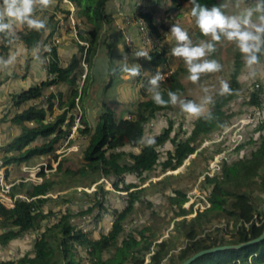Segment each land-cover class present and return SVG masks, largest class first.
Masks as SVG:
<instances>
[{
  "label": "trees",
  "instance_id": "obj_1",
  "mask_svg": "<svg viewBox=\"0 0 264 264\" xmlns=\"http://www.w3.org/2000/svg\"><path fill=\"white\" fill-rule=\"evenodd\" d=\"M72 1L78 7L77 16L85 33L80 36L89 43L85 51V61L88 65L96 56L97 24L104 21L110 0ZM172 1L177 7L189 3V0ZM198 2L210 8L213 5H220L222 1L198 0ZM138 14L147 19L159 36L160 33L157 31L159 24L153 21L152 14L142 10L136 13ZM160 24L163 25V22ZM45 31L29 29L23 24L20 30L14 32L13 37L1 34V52L7 53L13 41L23 42L29 48H33L40 44ZM160 36L162 38V35ZM77 47L80 53L75 54L65 67L59 64L57 46L48 48L46 50L50 55L48 72L54 77L46 78L34 87L12 94V100L18 106L32 100H38L39 103L26 107L14 116L13 120L22 124V132L12 144L17 153H7L3 158L5 163L10 164L53 152L71 132L76 98L79 97L83 127L78 130L81 135L87 136L84 139L86 146L79 151V160L61 158L56 173L68 179L79 174L86 176L99 173L108 176L117 190L127 192L126 203L124 202L122 209L113 211V215L116 216L108 232L93 238L78 226L74 218L93 214L97 209L104 208L108 192L104 187L99 186L89 202L80 203L76 207L68 204L64 209L58 206V210H54L47 204L54 201L49 194L54 192L60 180L49 176L38 184L25 182L16 184L14 190L23 191L31 200H18L15 207L10 209L0 204V245L7 246L12 240L27 233L36 235L30 251L14 259H1L0 264H181L201 250L236 245L261 236L264 232V121L254 125L256 127L253 131L258 133L257 137L247 136L248 130L245 129L246 139L235 148L236 152L242 151V155L230 154L222 161L218 172L211 176L205 175L208 206L196 211L192 219L189 221L185 219L186 215L193 212L194 205L184 207L188 200L184 190L176 188L167 195L170 206L174 208L175 217H184L176 229L184 234L185 243L175 247L171 237L158 241L155 230L150 226L141 228L138 224L128 228L124 226V221L134 204L141 199L144 189L138 188L133 182L120 187L119 183L123 176L136 174L143 180L146 174L154 171L157 166H160L163 172L176 170L192 154H198L197 150L205 136L220 133L227 123L234 121L233 117L237 112L232 111L229 105L241 88L238 76L242 64L239 56L231 72L230 87L233 94L224 96L218 94L213 99L214 103L210 104L208 109L213 115L211 120L195 117L190 134L182 138L179 131L175 132L173 119H169L163 131L152 137L156 141L155 145L146 147L140 143L141 138L144 139L147 133L146 125L152 121L154 123L156 121L157 126L161 125L159 114L172 110L173 105H156L146 91L149 80L144 81L139 75L137 77L140 80L141 99L136 103L135 109L129 111V115L117 116L111 106L103 103L95 125L90 126L85 115V103L89 96L86 89V82L90 80L89 65L86 78L79 87L78 80L83 72L80 56L85 49L79 42ZM148 53L151 57L148 61L152 70L149 75L152 76L167 63L168 57L164 48H154ZM180 62L183 63L184 60ZM116 69L115 74H120L119 67ZM184 70L183 67L174 69L161 82V91L166 100L168 90L178 92L179 95L184 90L180 78V73ZM60 82L71 85L69 95L65 97L62 92L51 93L47 96L45 105L43 97L46 89ZM111 83L112 81L109 86ZM56 101L63 111L49 119ZM246 104L249 107L260 104L256 91L250 92ZM27 122L34 124L29 125ZM40 138L44 140L39 143L37 141ZM167 144L172 145L173 149L166 148ZM126 146H139L140 149L137 152H126ZM163 150L166 157L161 159ZM222 150L220 147L215 151L219 153ZM112 177H116L117 181ZM97 181L94 180L92 184ZM96 216L98 219L99 215ZM52 217L54 221L50 224ZM216 219L225 227L218 225L209 230L207 226ZM191 264H264V239L241 248L204 254Z\"/></svg>",
  "mask_w": 264,
  "mask_h": 264
},
{
  "label": "rangeland",
  "instance_id": "obj_2",
  "mask_svg": "<svg viewBox=\"0 0 264 264\" xmlns=\"http://www.w3.org/2000/svg\"><path fill=\"white\" fill-rule=\"evenodd\" d=\"M221 1V4L224 5L223 10L227 14H238L245 8L252 6V0H239V7H237V0ZM135 2H138V11L143 10L151 13L153 21L159 24L157 31L160 33L159 36L162 35V38L155 33L153 28L151 29L154 39L159 40V48L165 49L168 60L165 65L158 69V71L163 73L165 76L168 73L170 75L171 71L179 67H183V69H185L180 73V78L184 85V90L180 93L181 99L199 103L205 96H211L212 99L216 98L220 91V81L224 80L230 84L231 72L235 68L236 58L239 56L238 59L242 64L239 68L238 76V79L241 82V88L238 91V95L230 103L229 108L232 111L237 112V114L233 117V120L243 118L250 113L249 105L246 104V101L252 91V82L258 80L263 72L264 55L262 56L259 64L249 68L246 66L244 58L235 43L222 39L220 43L216 44V51L213 56L206 57L208 59H215L219 61L222 65V70L215 73L203 74L198 82L193 83L188 79L189 73L185 62L181 63L180 61L182 58L172 55L171 49L176 46V42L174 38L168 34L173 23H179L182 28L189 32L190 38L194 43H199L201 40H210V37L203 36L195 24V18L189 15L191 4L183 3L180 7H177L172 0H136ZM161 22H163V25L160 24ZM124 23L125 18L123 23L120 25ZM131 25L137 26L136 23H131L126 25V27ZM97 28L98 30H102V21L98 22ZM99 40H102V38L99 34H97V43L95 46L96 55L100 51V47L101 49L106 47L105 43L103 42L102 44ZM74 41L77 45V40ZM138 42L143 50H152L148 45L141 43V40L139 41L138 39ZM135 48L134 43L133 49ZM114 52L115 53L113 55H108V58L100 55L95 60V56V61L93 60L92 63L88 64L90 80L86 82V89L89 92L90 89L95 91L97 90L100 97L105 95L109 96L110 102L113 103L110 104L111 107L114 109L116 115L120 116L121 111L119 109L121 108V102L118 101L120 97L123 96L127 99V103L124 106H126L127 110H132L135 108L133 90H135L134 93H136L137 90V96H139L138 91L140 90L139 86L135 85L134 82L133 85L130 83L134 88L133 90L125 87L123 85L124 81L122 80L123 73L117 75L113 74L112 69L119 67L120 61L122 60L119 57V52L117 53L115 50ZM80 58L82 62V54ZM128 63L130 65L133 64V59H130ZM144 66V70L149 69L150 63L146 58L144 60ZM108 68L110 69L109 72L107 70ZM82 69L84 72L85 67L83 65ZM151 71L152 70L143 74L148 75ZM106 76H108V78H106ZM136 78L137 77L134 78V81H136ZM110 79H113V81L109 86ZM80 85L81 82L79 87ZM205 89H207V91H205ZM136 100H138V97ZM209 107L210 105L206 106L207 110ZM262 117L264 118V113L262 114ZM194 118V116L184 113L179 104H177L173 106L172 110L162 112V117L159 118V120L162 121L161 125L157 126L156 121L154 126L146 125V127L148 126L149 128L147 127V133L144 140L152 138L158 132L163 131V129L168 125L169 119H173L174 121L175 132L179 131L180 137L185 138L191 132ZM255 127L256 126L254 125H248L245 128L248 130L247 136L253 135L257 137L258 133L253 131ZM215 136V133L205 136L201 140L200 146L197 150L198 154H192L185 160L184 164L176 170H167L166 172H163L161 167L157 166L154 171L146 174V178L144 177L145 179L143 180L136 174H126L123 176L119 183L120 187L133 182L138 185V188L144 189L141 199L134 204L133 209L124 221L125 228L131 227L134 224H138L140 228L150 226L155 230V237L158 238V241L171 237L175 243V247L186 242L184 234L180 233L176 229L179 221L184 219V217H175L174 208L170 206L167 195L172 193V191L176 188L182 189L187 193L188 200L184 203V207L189 208L191 204L194 205L193 212L185 216V219L189 221L196 214V211L203 210L208 206V191L206 190L205 174L206 171H210V163L217 154L215 150L221 147L227 157L230 154L233 156H240L243 154L242 151L236 152L235 149L229 150L231 148L229 135L221 141H214V139H216ZM84 145L86 146V144ZM166 148L173 149V146L167 144ZM126 152L128 151L126 150ZM165 157L166 153L165 150H163L161 159H164ZM18 163L19 162H13L11 165H16ZM61 175L62 174H57L55 171L52 176H50L55 180H60L61 182L58 186H55V190L51 194L54 201H50L47 206L52 207L54 210H58V206H62L64 209L68 204L76 207L80 203L89 202L94 197V193L99 186H102L108 191L105 196L106 202L104 208L97 209L93 214L86 215V217H76L74 220L79 227L83 228L85 232H88L90 237L97 238L102 234L107 233L116 216L113 215V211L124 207V202L126 203V199L128 197L127 192L117 190L110 177L100 175L99 173L89 174L86 176L79 174L78 176L69 179L63 178ZM112 178L117 181L116 177ZM94 180L98 181L96 184L93 183V185L92 182ZM99 196L101 197V192ZM68 201L70 202L68 203ZM96 213L99 215L98 219H96ZM53 221L54 218L52 217L49 223L52 224ZM221 223L222 222L216 219L210 223L207 228L210 230L215 226L222 225ZM222 226L225 227V225ZM35 235V233H27L25 236L12 240V242L7 246L0 245V260L14 259L30 251Z\"/></svg>",
  "mask_w": 264,
  "mask_h": 264
},
{
  "label": "crops",
  "instance_id": "obj_3",
  "mask_svg": "<svg viewBox=\"0 0 264 264\" xmlns=\"http://www.w3.org/2000/svg\"><path fill=\"white\" fill-rule=\"evenodd\" d=\"M135 1L136 0H110L108 2L107 11L103 21V28L102 30H98L97 33L102 38V40L99 41L102 44L104 42L106 47L104 49H101L100 47V51L97 53L95 60L100 55L103 57L106 56V58H108V55H113L115 53V50L117 53L119 52V57L122 60L124 56H127L128 61L130 59H133L134 63L140 64L142 67L141 74H143L149 72L151 70V67L149 66V69L144 70L143 67H145V58H135L132 55L133 52L143 49L138 42V39L140 41V36L137 31L136 25L127 26L128 33L133 39L136 47L135 49H133V52L127 47L125 36H123L122 32H120L118 28V25L123 23L124 17L126 15H136V13H138V2ZM64 14V9H62L58 1L54 0V4L52 6L48 7L42 12H37V15L41 16L42 18H46L47 22L50 21V24L47 25L45 34L42 37L39 45L33 48H29L23 42L13 41L11 42L7 53L1 52L0 49V57L7 59L9 55L16 56V60L11 66H9L7 69H0V151L2 155H6L7 153H17L16 148L12 144L14 143L15 139L21 134L22 124H19L13 120L16 113L22 111L28 106L39 103L38 100H32L22 104L21 106H18L13 102L12 94L21 92L30 87H34L47 78V71L45 70V57L47 54L46 50L48 49L46 48L48 40L54 35V33H60L61 43L57 45V54L59 64L63 67L68 65L75 54L80 53L78 52V47L74 41V38L70 35L68 28L65 26L60 28V23L65 19ZM22 27L23 24H15L14 32L20 30ZM83 34L85 33L83 32ZM1 41L2 37L0 34V44ZM147 52L149 51L147 50ZM107 70L108 72L110 71L109 68ZM106 78H108V76H106ZM134 78L135 77L123 74V85L133 90L134 88L132 87V85L134 82L135 85L139 86L140 90V80L138 79L139 77L136 78V81H134ZM111 81L113 80L110 79V82ZM70 89L71 85L66 82H60L55 86L50 85L46 89L45 95L49 96L51 93L62 92L64 96L67 97L70 93ZM134 91L135 90H133V99L136 105V103L141 99V94L140 91H138L139 96H137V90L136 93H134ZM137 97L138 100H136ZM118 101L121 102V108L119 109L121 111L120 116L129 115V111L135 109L134 108L132 110H127L126 106H124L127 103V99L123 96L120 97ZM103 103H107L109 106H111L110 104H113L112 102H110L109 96L105 95L100 97L97 90L95 91L90 89L89 96L85 103V115L90 126L95 125L97 115L100 113ZM62 111L63 108H61L56 101L53 112L49 116V119H51L58 113H61ZM27 124L33 125L34 123L27 122ZM85 138V135L83 137V135H81L79 132H75L71 141L72 143L81 142L84 145ZM43 140V138H40L37 142L40 143ZM139 149V146H126L125 148V150L133 152H137L139 151ZM47 154L35 155L29 159L19 162L16 165H11L10 163L9 172L12 174L13 178L19 180L26 176V174H28L27 169L32 168L40 162H50L49 154ZM63 157H70L79 160L80 153L79 151H71L65 154ZM50 176H52V174ZM51 194L52 193H50L49 195Z\"/></svg>",
  "mask_w": 264,
  "mask_h": 264
},
{
  "label": "clouds",
  "instance_id": "obj_4",
  "mask_svg": "<svg viewBox=\"0 0 264 264\" xmlns=\"http://www.w3.org/2000/svg\"><path fill=\"white\" fill-rule=\"evenodd\" d=\"M191 9L189 15L195 18V24L205 37L210 40H201L194 43L189 32L179 23H173L170 36L174 38L176 46L171 49L172 55L182 58L189 73L188 79L196 83L203 74L215 73L222 70V65L215 59H208L216 51V44L222 39L234 42L242 54L245 64L251 68L260 63V57L264 55V0H252V6L245 8L238 14H227L224 5H213L210 8L202 5L198 0H189ZM54 4V0H0V34L5 37L14 36V25L24 24L29 29L36 31L46 30L47 19L37 15ZM239 7V0H237ZM119 47V45H118ZM135 58L151 60L149 53L143 49L132 53ZM16 60L15 55H9L7 59L0 57V69H7ZM140 64H129L127 56L120 61L119 71L132 77L141 74ZM117 71L112 69L113 74ZM165 76L159 71L148 81L146 91L158 106H175L179 104L181 110L194 117H203L211 120L213 115L206 106L213 104L211 96H205L199 103L181 99L178 92L167 91L166 100L161 91V82ZM207 91V89H205ZM233 89L227 81H220L219 95H231ZM140 143L146 147H152L156 141L149 138L146 141L141 138Z\"/></svg>",
  "mask_w": 264,
  "mask_h": 264
},
{
  "label": "built area",
  "instance_id": "obj_5",
  "mask_svg": "<svg viewBox=\"0 0 264 264\" xmlns=\"http://www.w3.org/2000/svg\"><path fill=\"white\" fill-rule=\"evenodd\" d=\"M61 5L62 9L65 11V19L63 22L60 23V28L67 27L70 35L77 40L80 44L84 45V52L82 53V62L81 65L85 67V71L80 75L81 79L79 78L78 82L81 85L83 84V80L86 78V72L88 69L87 62L85 61V51L89 46L87 40L81 38V34L83 33L82 22L77 16L78 7L76 3L72 0H55ZM141 11V10H140ZM143 11V10H142ZM139 12V11H138ZM145 12V11H144ZM125 23L119 25V29L122 34L125 36V40L129 50H133L134 42L131 36L128 33L126 25L131 23L137 24V31L140 36L141 43L144 45H148L150 49L159 48L160 43L159 40H155L152 29L149 25L147 19L142 15H127L124 17ZM61 43V35L59 32L54 33V35L48 40L46 48H50L51 46H57ZM50 63V55L46 54L45 57V70L47 71V78H53L54 75L48 72V66ZM172 72V71H171ZM170 72V73H171ZM163 74V73H161ZM144 81L149 80L152 76L140 74ZM164 75V74H163ZM169 75L166 74L165 77ZM80 85V87H81ZM55 86V85H51ZM252 91H256L258 95V99L260 101L259 105H253L249 107L250 113L244 116L243 118L234 120L233 122L227 123L226 127L218 134H216L214 141H221L223 138L229 135L231 148L229 150L235 149L240 143H242L245 139V128L248 125H255L257 122H263L264 118L262 114L264 113V69L261 74V77L258 80H255L252 83ZM44 104H47V95L43 97ZM74 123L71 127V134L67 136L61 143H59L56 149L48 153L50 162L44 161L40 162L37 165L33 166L30 169H27L28 174L23 178L16 180L12 177V174L9 172V164L5 163L3 155L0 151V204H2L7 209L13 208L16 205L18 200H27L30 201L31 198L24 193L23 191H16L14 190V185L17 183L25 182V183H33L38 184L43 182L47 177L53 174L56 171L58 163L60 159L67 153L74 151H80L81 148L84 146L81 142H73L72 137L75 132H79V128H82L83 125L81 123V115L82 109L79 103V97L76 98V107L74 109ZM159 118L162 117L161 114L158 116ZM154 126V121L150 122L148 126ZM82 137V136H81ZM84 137V135H83ZM87 137V136H85ZM47 154V155H48ZM225 152H219L215 155L214 159L210 163V171H206L205 175H213L218 172L221 168L222 161L227 158ZM86 217V216H84Z\"/></svg>",
  "mask_w": 264,
  "mask_h": 264
},
{
  "label": "water",
  "instance_id": "obj_6",
  "mask_svg": "<svg viewBox=\"0 0 264 264\" xmlns=\"http://www.w3.org/2000/svg\"><path fill=\"white\" fill-rule=\"evenodd\" d=\"M264 239V232L262 233L261 236L250 240L248 242H244V243H240V244H236V245H222V246H215V247H211V248H207L204 250H201L195 254H193L191 257H189L188 259H186L184 262H182L181 264H191L194 260H196L197 258H199L200 256L207 254V253H211V252H215L218 250H224V249H230V248H241L247 244H251L257 241H261Z\"/></svg>",
  "mask_w": 264,
  "mask_h": 264
}]
</instances>
